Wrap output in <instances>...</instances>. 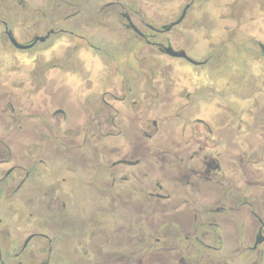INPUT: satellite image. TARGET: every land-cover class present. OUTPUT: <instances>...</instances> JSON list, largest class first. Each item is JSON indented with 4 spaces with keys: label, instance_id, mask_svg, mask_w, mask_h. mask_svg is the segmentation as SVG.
I'll list each match as a JSON object with an SVG mask.
<instances>
[{
    "label": "flooded vegetation",
    "instance_id": "obj_1",
    "mask_svg": "<svg viewBox=\"0 0 264 264\" xmlns=\"http://www.w3.org/2000/svg\"><path fill=\"white\" fill-rule=\"evenodd\" d=\"M213 1L0 0V264H264V113L195 53Z\"/></svg>",
    "mask_w": 264,
    "mask_h": 264
},
{
    "label": "rangeland",
    "instance_id": "obj_2",
    "mask_svg": "<svg viewBox=\"0 0 264 264\" xmlns=\"http://www.w3.org/2000/svg\"><path fill=\"white\" fill-rule=\"evenodd\" d=\"M260 1H251L244 5L242 2H236L230 7L226 5L229 0H214L203 6L202 13L208 15L205 17L206 30L198 31L199 37L195 36L200 39L195 52L199 56L207 47L217 45L218 54L214 59V66L221 65L226 69L222 72L224 75H230L228 82L231 90L236 89L245 98L253 97L249 111L254 116L264 113V57H260L259 52L253 49L257 41L264 42V5ZM199 26L203 28L201 22ZM229 32L232 34L231 45L237 47L238 51L229 47L227 41H223ZM237 98L240 102L241 97Z\"/></svg>",
    "mask_w": 264,
    "mask_h": 264
},
{
    "label": "water",
    "instance_id": "obj_3",
    "mask_svg": "<svg viewBox=\"0 0 264 264\" xmlns=\"http://www.w3.org/2000/svg\"><path fill=\"white\" fill-rule=\"evenodd\" d=\"M262 51H263V53H264V45H262ZM182 55H185L186 56V54L184 53V54H182ZM191 60V59H190Z\"/></svg>",
    "mask_w": 264,
    "mask_h": 264
}]
</instances>
